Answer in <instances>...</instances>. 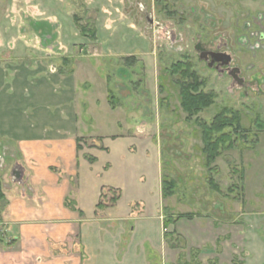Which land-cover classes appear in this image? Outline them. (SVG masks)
<instances>
[{
  "label": "rangeland",
  "instance_id": "374dc122",
  "mask_svg": "<svg viewBox=\"0 0 264 264\" xmlns=\"http://www.w3.org/2000/svg\"><path fill=\"white\" fill-rule=\"evenodd\" d=\"M36 2L45 7L42 17L45 20L39 21L32 13ZM33 3L0 0L1 56L10 57L9 63H3L9 69L4 93L9 97L14 91L12 102L20 108L15 109L16 114H22L23 124L28 123L27 128L32 127L38 135L42 127L29 119L32 110L25 109L34 99L31 83L35 79L30 72L36 63L31 61L33 52L25 49L23 43L40 39L45 53L51 55L49 64L45 59V136L50 139L56 135L59 140L43 142V150L40 145L25 147L14 143L10 135L0 141L3 146H12L1 151L0 182L11 184L9 175L15 163L30 174V184L35 183V171L45 163L50 164L54 179H63L60 154L74 137L82 139L77 151L85 154L92 166L104 154L100 136H108L110 140L122 136L116 144L107 141L103 144L111 152L106 160L112 161L115 168L93 172L92 180H86V184L109 187L121 180L124 190L134 191L149 183L139 163L145 158L148 161L151 154L139 146L144 142L156 144L161 155V177L175 182L173 196L162 199L160 215L163 221L181 215L189 218L186 216L169 226L167 233L173 236L164 243L167 248L173 244L175 250L173 254H163L162 259L148 244L142 246L143 233L137 231L126 236L130 243L123 242V248H130V256L136 263L143 264L145 260L148 264H264V50L250 51L255 37L264 31V0H34ZM243 37L248 45H242ZM220 40L229 47L227 52L235 59L241 76L249 81L248 88L230 85L229 77L209 71L198 61L194 50L197 41L214 48ZM178 61H188L205 84L202 91L217 96L209 109L189 121L180 108L177 77L166 72ZM48 67L53 74L48 73ZM18 78L25 79L27 85L17 88ZM252 78L258 82L257 86L251 82ZM109 95L114 98L113 104ZM223 108L239 113L241 129L234 136L231 130H225L231 134L233 146L222 149L208 169L202 154L199 123L210 124ZM129 134L130 137L124 136ZM55 145L64 148L58 150ZM117 145L129 147L133 159L141 160L137 171L144 177L134 181L131 167L129 176H120V163L127 165L131 156L116 158L112 151ZM30 153L40 163L26 156ZM98 164H103L100 158ZM127 191L123 204L129 206L131 201L127 197L133 193ZM115 195L110 193L108 201ZM133 196L141 195L137 192ZM142 198L148 202L147 197ZM34 203L31 199L18 203L20 213L30 214L28 218L36 216L35 213L45 214V200L39 206ZM144 212L141 207L132 208L135 217ZM40 216L43 215H37ZM6 233H0V237ZM60 250L69 252L68 264H73L77 253L82 251L79 246L68 250L62 246Z\"/></svg>",
  "mask_w": 264,
  "mask_h": 264
},
{
  "label": "crops",
  "instance_id": "0c3cea01",
  "mask_svg": "<svg viewBox=\"0 0 264 264\" xmlns=\"http://www.w3.org/2000/svg\"><path fill=\"white\" fill-rule=\"evenodd\" d=\"M28 2L31 5L34 0H28ZM33 4H36V6L33 5L32 13H35V17L39 21L44 19L42 17L45 16V7L38 2ZM24 42V48L33 52V55L31 54L32 63H36L33 69L31 66L30 72L35 79V82L31 83L34 99L28 103L25 109L30 108L32 110L29 119L42 128L38 130V135L32 131V127H28V129V123L23 124L22 119L24 116L16 114L15 109L20 108H17L19 105L17 106L15 102H12L14 91L9 97L5 96L4 83L9 69L3 63H9L10 57L7 56L8 54L4 57L1 56L3 54L1 53L2 47L0 44V141L10 135L14 143L24 144L25 147L40 145L43 150V142L57 143V140H59L58 137H54L56 135H52L50 139L49 136H45L44 128L45 59L49 64L51 55L45 53V45L40 39L31 40L30 42L25 40ZM10 52L16 51L11 50ZM48 68V73H50L51 68ZM24 83L25 79L19 80L18 78L17 88ZM25 85H27V82ZM7 110L8 118L6 116ZM124 136L130 137L131 135ZM100 137L102 141L100 145L105 148L104 154L98 156L97 161L92 162V166L89 165L85 154L77 151V137H74V141L71 142L70 146L68 144L62 155L60 154L61 167L65 172L63 179H54L49 171L50 164L45 163V166L42 165L40 170L35 171L36 181L30 184V174L25 171L23 166L19 163L13 165L21 169L22 175L19 183H11L13 186L7 181L1 182L4 200L0 203V233H6V230L8 232L2 235L3 239L2 236L0 237V264H45V259L47 264H68L67 255L69 252H60L62 246L67 250L72 249L74 246L81 247L82 251L77 253V256L75 255L73 264H137L130 256V248H123V242H127V245L130 243L126 236H130L131 233L134 235L137 231L144 234V237L141 236L140 240L142 246L145 247L148 244L151 250L158 252L161 259L163 254L167 256V252L173 254L175 249L170 246L167 248L164 243V233H167L168 229H163L164 221L159 211L163 198L160 172L161 155L157 145L151 146L148 142L141 143L139 148L151 154L150 159L146 161L145 158L144 162H140L141 160L136 158L133 159V155H131L127 146L117 145L112 151L115 157L131 156L127 165L124 162L120 163V176H129L131 167L132 174H134L133 180L136 181L147 175L149 180L147 185L138 189L135 188L134 191H129V189L127 191L126 188L124 190L121 186V180L120 184L111 183L109 187H101L96 184L91 186L90 182L86 184V180H92L93 172L95 174L100 170L107 172L115 168L111 164V160V162H108V159L106 160L111 152L103 145L104 142H115L116 144L117 140L122 138V136H119L118 139L110 140L107 139L108 136ZM7 147L0 144V154L1 151L5 152L8 148H12V146ZM54 147L58 150L60 147L64 148L63 145L58 147L55 145ZM130 147L137 148L135 146ZM29 150L32 152L31 148ZM26 156L31 160L35 158L40 163V159L31 153ZM99 158L103 163L102 165H100L101 163L98 164ZM138 162H140L139 166L143 168L145 175L139 176L140 174L137 171L139 170L137 169ZM96 164L97 166H95ZM45 173H47L46 176ZM50 175L52 178L49 177ZM126 180L128 179L126 178ZM14 186H17V188ZM126 191L133 193L127 197L131 201L129 206L128 203L123 204V200L126 199L124 197ZM109 192L119 195L115 204L108 201ZM137 192L141 196H133ZM142 196L147 197L148 202L143 200ZM29 199L35 200L34 204L38 206L41 200H45V214L35 213L36 216L31 218H28V216H31L30 214H21L17 204ZM99 202H102L104 206L97 208ZM135 206L141 207L145 212L141 216L136 215L135 217L132 213V208ZM37 215L43 216L37 217ZM130 222H134L136 225L132 227ZM183 237L185 238L184 235ZM142 262L148 264L145 260Z\"/></svg>",
  "mask_w": 264,
  "mask_h": 264
},
{
  "label": "trees",
  "instance_id": "16d2710c",
  "mask_svg": "<svg viewBox=\"0 0 264 264\" xmlns=\"http://www.w3.org/2000/svg\"><path fill=\"white\" fill-rule=\"evenodd\" d=\"M128 60V59H127ZM167 74L171 77H177L175 84L178 86L180 108L184 114H186L187 121L196 117L202 111L209 109L217 98L213 92L205 93L202 91V87L205 85L200 79L198 74L193 70L190 63L186 61L176 62L169 69H166ZM162 79V78H161ZM160 91L163 89V85H159ZM110 102L113 104L114 98L112 95L108 96ZM201 128V142L203 144L202 154L205 157V166L210 169L211 165L220 156L222 149H231L233 141L231 134H226L225 130H231L233 136L239 133L241 129L240 115L237 111L229 108L221 109L213 118L210 124L199 123ZM259 125V124H257ZM263 124H260L262 126ZM82 139L76 140V149H79V143ZM210 184H213L212 180H209ZM175 188V182L162 177L161 190L162 198L168 199L173 196ZM217 189V186H215ZM119 198V195L113 196L109 202L115 204ZM4 200V194L2 191V184L0 182V203ZM102 202L97 204V208H101ZM188 215H181L175 218V220L167 219L163 222V229L167 230L174 222H178ZM189 218V216H188ZM173 233H164V238L167 240L171 238ZM172 249H175L173 244L169 245Z\"/></svg>",
  "mask_w": 264,
  "mask_h": 264
},
{
  "label": "flooded vegetation",
  "instance_id": "af4514ba",
  "mask_svg": "<svg viewBox=\"0 0 264 264\" xmlns=\"http://www.w3.org/2000/svg\"><path fill=\"white\" fill-rule=\"evenodd\" d=\"M255 38V42H252L253 44L252 46H250L251 50L248 48L253 53L258 50H264V31L260 32L259 35ZM240 41L243 46L248 45L246 38L243 37V39L241 38ZM194 50L196 52L198 61L203 63L206 69L211 72L217 73L221 77H229L228 80L230 81V85L234 84V86L238 89L249 87V81H245L243 76H241V71L234 64L235 59L233 60V57L227 52V50H229V47L224 41L220 40L219 43L214 46V48H208L200 41H197L194 44ZM200 57H202V59H200ZM251 82H254L256 86L258 85V82H256L254 78L251 79ZM1 163L2 162L0 154V164ZM13 168L17 167H11V171ZM11 171L9 175V181L12 183L13 181L11 179Z\"/></svg>",
  "mask_w": 264,
  "mask_h": 264
},
{
  "label": "water",
  "instance_id": "95a60500",
  "mask_svg": "<svg viewBox=\"0 0 264 264\" xmlns=\"http://www.w3.org/2000/svg\"><path fill=\"white\" fill-rule=\"evenodd\" d=\"M202 59V57H200ZM22 171L19 167L13 168L11 171V179L13 182L19 183L21 181Z\"/></svg>",
  "mask_w": 264,
  "mask_h": 264
}]
</instances>
